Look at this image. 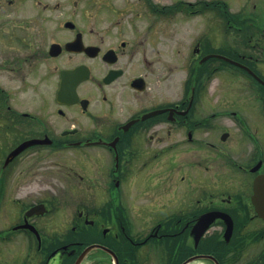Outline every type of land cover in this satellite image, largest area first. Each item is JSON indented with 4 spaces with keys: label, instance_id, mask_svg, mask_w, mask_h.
<instances>
[{
    "label": "flooded vegetation",
    "instance_id": "obj_1",
    "mask_svg": "<svg viewBox=\"0 0 264 264\" xmlns=\"http://www.w3.org/2000/svg\"><path fill=\"white\" fill-rule=\"evenodd\" d=\"M249 1L0 0V264H264Z\"/></svg>",
    "mask_w": 264,
    "mask_h": 264
},
{
    "label": "rangeland",
    "instance_id": "obj_2",
    "mask_svg": "<svg viewBox=\"0 0 264 264\" xmlns=\"http://www.w3.org/2000/svg\"><path fill=\"white\" fill-rule=\"evenodd\" d=\"M224 1H227L229 3V5H231L230 6L231 11H236L237 8L239 10L245 2L244 0H224ZM245 4L251 5L252 1L246 0ZM123 12L124 13L122 14L121 20L123 22H125L127 20L125 8H124ZM196 19H197V17L184 16L181 14L178 17L173 18V19H166L165 22L157 24L156 27L170 26L172 28L175 27V28L179 29L180 32H188L189 29L195 25ZM213 27H215V25H213ZM11 33H12V30L10 31V35H8V33L5 32V35L7 38L10 39V42H12V34ZM183 42L185 43V45L188 44V40H185ZM181 69H183V67H181Z\"/></svg>",
    "mask_w": 264,
    "mask_h": 264
},
{
    "label": "water",
    "instance_id": "obj_3",
    "mask_svg": "<svg viewBox=\"0 0 264 264\" xmlns=\"http://www.w3.org/2000/svg\"><path fill=\"white\" fill-rule=\"evenodd\" d=\"M53 46H55V44L53 45ZM87 49V48H86ZM16 154V147L10 152V154H9V156H8V158H7V160H6V162L13 156V155H15ZM98 246V244H91V245H88L85 249H84V251L81 253V256H80V258L81 257H83L89 250H91V249H93V248H95V247H97Z\"/></svg>",
    "mask_w": 264,
    "mask_h": 264
}]
</instances>
